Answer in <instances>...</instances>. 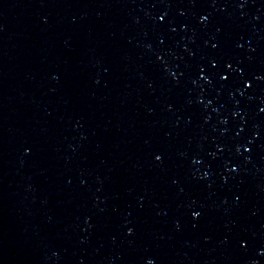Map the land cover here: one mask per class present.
Returning a JSON list of instances; mask_svg holds the SVG:
<instances>
[{
	"label": "water",
	"instance_id": "1",
	"mask_svg": "<svg viewBox=\"0 0 264 264\" xmlns=\"http://www.w3.org/2000/svg\"><path fill=\"white\" fill-rule=\"evenodd\" d=\"M149 257L264 264V0H0V264Z\"/></svg>",
	"mask_w": 264,
	"mask_h": 264
},
{
	"label": "snow or ice",
	"instance_id": "2",
	"mask_svg": "<svg viewBox=\"0 0 264 264\" xmlns=\"http://www.w3.org/2000/svg\"><path fill=\"white\" fill-rule=\"evenodd\" d=\"M204 18H205L204 16H201V17H200L201 20H203ZM161 19H163V17H161ZM213 46L215 47L216 45L214 44ZM211 63H212V65L215 66V65H217L219 62H218L216 59H213V60L211 61ZM225 64H226V67H227L228 69H231V68H232V64H231L230 61H225ZM241 71H243V69H241ZM200 75L203 76V75H204V72L201 71V72H200ZM219 75H220V78H221V79H227L228 76H229V72H228V71H224V70H222V71H220ZM251 83H252V81L249 80V79H245V80H244V84H245L246 86H247V85H250ZM156 158L159 159V158H160V155L157 154ZM233 167H235V165H233ZM192 215H193V216H198V215H199V212H197V211H193ZM128 231L131 232L132 229L129 228ZM241 243H245V241H241Z\"/></svg>",
	"mask_w": 264,
	"mask_h": 264
},
{
	"label": "clouds",
	"instance_id": "3",
	"mask_svg": "<svg viewBox=\"0 0 264 264\" xmlns=\"http://www.w3.org/2000/svg\"><path fill=\"white\" fill-rule=\"evenodd\" d=\"M25 150L27 151V149H25ZM148 264H153V261H152L151 257L148 258Z\"/></svg>",
	"mask_w": 264,
	"mask_h": 264
}]
</instances>
